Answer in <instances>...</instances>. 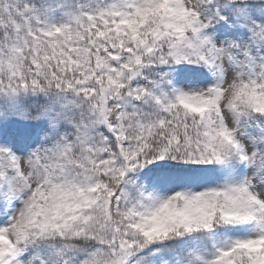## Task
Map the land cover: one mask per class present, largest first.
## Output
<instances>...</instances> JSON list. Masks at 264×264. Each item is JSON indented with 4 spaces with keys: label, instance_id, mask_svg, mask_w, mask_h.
I'll return each mask as SVG.
<instances>
[{
    "label": "snow or ice",
    "instance_id": "obj_1",
    "mask_svg": "<svg viewBox=\"0 0 264 264\" xmlns=\"http://www.w3.org/2000/svg\"><path fill=\"white\" fill-rule=\"evenodd\" d=\"M0 264H264V0H0Z\"/></svg>",
    "mask_w": 264,
    "mask_h": 264
}]
</instances>
